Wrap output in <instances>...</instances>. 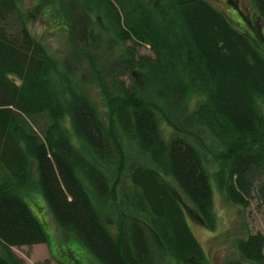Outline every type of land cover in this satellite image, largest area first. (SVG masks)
<instances>
[{
  "label": "trees",
  "instance_id": "trees-1",
  "mask_svg": "<svg viewBox=\"0 0 264 264\" xmlns=\"http://www.w3.org/2000/svg\"><path fill=\"white\" fill-rule=\"evenodd\" d=\"M64 2L58 7L68 23L72 6L93 23L82 36L75 22L66 25L89 43L82 50L72 41L102 107L82 77L33 37L22 0H0V264H26L14 248L48 245L21 193L33 187L58 228L100 264H156L161 253L175 264H207L186 211L215 229L211 180L239 207L264 201L260 47L209 0ZM251 2L264 21V0ZM142 46L153 56L141 54ZM174 67L185 78L175 91L179 107L139 89L136 77L162 82ZM191 94L197 100L187 111ZM193 130L220 145L211 152L212 175ZM124 138L148 164L128 166ZM236 250L223 264H264V235L238 239Z\"/></svg>",
  "mask_w": 264,
  "mask_h": 264
},
{
  "label": "rangeland",
  "instance_id": "rangeland-1",
  "mask_svg": "<svg viewBox=\"0 0 264 264\" xmlns=\"http://www.w3.org/2000/svg\"><path fill=\"white\" fill-rule=\"evenodd\" d=\"M67 1V2H66ZM232 24L235 29L245 32L260 47L264 55V21L255 10L251 0H209ZM71 3L65 0L64 4ZM69 3V4H70ZM25 14L28 16V28L31 34L40 41L55 58H59L61 63L70 68L73 75L82 77L92 101L98 107H102V98L98 93V87L87 72L84 60L78 53V45H73L72 41L89 48V43L83 41L81 32L87 33L88 28H93V23L88 15L79 7L72 6L70 9L71 19L69 23L67 17H63L59 12L58 0H22ZM71 6V5H70ZM67 18V19H66ZM63 22V24L61 23ZM75 22L76 34L71 32L69 25ZM62 25H61V24ZM67 24V25H66ZM83 28L82 30H80ZM85 37V35H84ZM71 38L73 40H71ZM140 52L143 55L153 56L150 48L142 46ZM116 53V52H115ZM178 68L174 67L162 82L148 83L144 76L136 77L139 89L145 92L146 97L167 102L171 108L176 105L178 86L184 84L185 78ZM175 79H170L173 78ZM157 82V83H156ZM174 82H177L174 85ZM172 85V86H171ZM91 98V99H92ZM194 94L188 95L187 111H191L196 103ZM164 133L169 134L168 127L162 124ZM201 137L199 146L203 162L206 169L212 175L217 164L212 158L211 152L220 149L219 143L208 133L201 130H193ZM124 149L127 156L128 166L131 164H148V160L138 155L135 146L124 138ZM197 145V144H196ZM198 146V145H197ZM205 147V148H204ZM120 182H126V174L119 175ZM213 189V210L215 213V229H207L191 211H186V219L192 233L203 248L207 264H223L225 261L237 257L236 243L238 239L245 238L248 234L262 233L264 235V201L257 198L252 199L246 208L230 203L224 194L217 188L213 179L211 180ZM34 187L24 190V200L32 210L34 216L44 227L48 235V245L41 244L32 247L14 248V253L26 264H55L51 250L56 258L66 264H100L92 254L78 241L71 238V235L61 231L49 213L45 200L40 193L33 191ZM26 194V195H25ZM30 194V195H29ZM34 194V195H32ZM29 195V197H28ZM103 215L109 225L114 224V215L107 209H102ZM74 237V236H73ZM93 260L96 262L94 263ZM86 261V262H85ZM156 264H175L166 253L159 254ZM244 264H254L244 262Z\"/></svg>",
  "mask_w": 264,
  "mask_h": 264
}]
</instances>
